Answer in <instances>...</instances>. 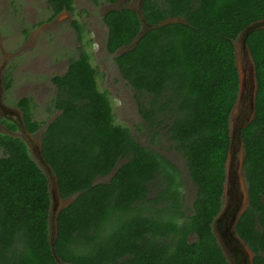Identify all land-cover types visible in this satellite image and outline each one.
Instances as JSON below:
<instances>
[{"label":"trees","instance_id":"trees-1","mask_svg":"<svg viewBox=\"0 0 264 264\" xmlns=\"http://www.w3.org/2000/svg\"><path fill=\"white\" fill-rule=\"evenodd\" d=\"M48 4L47 20L75 12L72 0ZM141 8L151 25L142 34L134 9L103 14L105 49L135 91L151 141L165 137L183 158L195 196L187 206L174 160L115 121L109 93L98 87L83 48L63 74L51 77L48 112L58 114L50 122L33 118L30 97L16 101L25 129L43 128L41 156L60 198L72 197L55 214V252L67 264H230L214 220L223 205L239 91L235 42L247 25L264 19V0H143ZM173 18L179 21L163 23ZM73 24L81 35L82 24ZM246 43L257 90L254 116L237 133L248 203L235 233L254 254L252 263L264 264V27L251 31ZM4 122L16 130L17 123ZM0 149V264H58L49 241L47 172L19 136L0 132Z\"/></svg>","mask_w":264,"mask_h":264},{"label":"rangeland","instance_id":"rangeland-1","mask_svg":"<svg viewBox=\"0 0 264 264\" xmlns=\"http://www.w3.org/2000/svg\"><path fill=\"white\" fill-rule=\"evenodd\" d=\"M138 1L118 0L117 3L111 4L107 0H73L74 13L64 12L52 22H45L49 15L46 0H0V132L22 138L28 146L30 155L47 172L51 190L52 213H57L56 211L66 205L68 201L59 197L54 188L52 173L41 161L39 150L43 128L34 133L28 132L16 101L22 97H30L35 103L33 118L38 121L50 122L58 114V111L48 112V103L55 92L50 77L62 74L67 67L69 58L76 56L83 48L89 51L91 62L97 69L98 87L109 93L115 121L127 126L132 136L141 144L158 149L162 154L174 160L182 170L187 206L191 205L195 196L196 187L187 175L183 158L169 149L170 143L165 137H161L159 142L151 141L150 133L144 127L138 110V98L135 91L121 77L113 55L105 49L107 27L102 19L103 14L113 7L133 8ZM74 21L83 25L82 36L74 27ZM241 65H245V63H241ZM245 71L248 77L247 65H245ZM6 76L10 77L9 88L5 87ZM250 92L251 83L245 89L243 104L239 109L238 107L233 108V115L230 117V133L233 138L232 151L226 164L227 179L222 209L214 221L215 234L230 264H236L232 255L234 251L232 252L225 243V240L228 239L222 237L220 223L217 220L219 218L222 221L234 220L239 211L247 206V187L241 168L244 151L237 133L249 112L247 105ZM5 118L15 120L16 130L8 129L4 122ZM106 179L107 177H103L98 180ZM239 204L241 206L237 210V214L231 218L234 208ZM189 239L193 240V236H190ZM243 246L245 253L242 256L245 259L246 251L249 250ZM249 256L251 255L249 254Z\"/></svg>","mask_w":264,"mask_h":264},{"label":"water","instance_id":"water-1","mask_svg":"<svg viewBox=\"0 0 264 264\" xmlns=\"http://www.w3.org/2000/svg\"><path fill=\"white\" fill-rule=\"evenodd\" d=\"M142 2H143V0H139L137 2L136 6H134L132 8V9H134L137 12V14L140 17L141 23H142V28L143 29L141 30L140 34H142L144 32L143 30H148V29L151 28V25H149L145 21V18H144L143 14H142V8H141ZM110 9H116V8L113 7V8H110ZM171 21H179V19L178 18L167 19L163 23H168V22H171ZM263 27H264V19L259 20V21H256V22H253V23H250L249 25H247L239 33V35H238V37L236 39V42H235L236 66H237L238 74H239V91H238L237 101H236V103H235V105H234L233 108L238 107V109H239L241 107V105L243 104V100L245 98V89L247 88L248 84L251 83L250 98H249V103L247 105V107L249 109V112H248L247 116H245V118H244V121L245 122L240 127L238 133H240L241 128L245 124H247L253 118V116H254L255 95H256V90H257V86H256V82H255L254 64H253V60H252V57L250 55V52H249V49H248L247 43H246L247 36L254 29L263 28ZM138 36H140V35H138ZM137 40H138V37H136L133 40V42L131 43V45H129V46L124 47L123 49H121L120 52L121 51H125L126 49H128V48L132 47L133 45H135L137 43ZM240 60H241V63L242 64L245 63V65H247V67L249 69V76L248 77L246 75L245 65H241ZM231 115H233L232 112H231ZM231 115H230V117H231ZM238 140H239V142H241V139H240L239 136H238ZM232 141H233V138L231 136V144L229 146L228 157H230V155H231V151H232ZM39 153H40L41 161L44 163V160L42 159V156H41V148L39 150ZM228 157H227V160H228ZM243 158H244V153H243V157H242V160H241V168H242ZM226 164H227V162H226ZM45 167H46V169H48L50 171V167L48 165L45 164ZM242 170H243V168H242ZM243 173H244V171H243ZM52 176H53V178H55V175L54 174H52ZM226 179H227V169H226ZM225 182H226V180H225ZM54 183H55V187L54 188H55V191L57 192V187H56L55 180H54ZM49 190H50V188H49ZM224 192H225V184H224ZM224 192H223V195H224ZM50 195H51V190H50ZM66 200L68 201L67 203H69L72 200V197H69ZM247 200H248V193H247ZM243 210H240L239 213H238V215L234 218L233 223H232V226L230 228V234L232 235V237H234L236 240H238L240 243H242V245H245V243L235 233V223H236L237 219L239 218V216L241 215V213L243 212ZM58 211L59 210H57L56 212H58ZM55 214L56 213H52V211H50V215H49V234H50V239H49V241H50L51 251L53 253L54 258L56 259V261L58 262V264H63V262L58 258L57 254L55 252L54 246H53L54 239H55V236H56Z\"/></svg>","mask_w":264,"mask_h":264},{"label":"flooded vegetation","instance_id":"flooded-vegetation-1","mask_svg":"<svg viewBox=\"0 0 264 264\" xmlns=\"http://www.w3.org/2000/svg\"><path fill=\"white\" fill-rule=\"evenodd\" d=\"M73 1V0H72ZM118 1V0H117ZM46 2H47V10L49 11V15H48V17L50 16V8H49V4H48V0H46ZM117 3V2H116ZM74 4V3H73ZM64 12H70V13H74V12H71V11H68V10H63V11H61L59 14H57L56 15V17H58V15H60V14H62V13H64ZM48 17H46V19H45V22H52V20H54L55 18H53L52 20H47L48 19ZM75 28H76V26H74ZM82 27H83V25H82ZM77 29V28H76ZM77 31H78V29H77ZM78 33H79V31H78ZM79 35H80V33H79ZM66 70V69H65ZM64 73V72H63ZM62 73V74H63ZM55 75H61V74H55ZM52 76H54V75H52ZM51 76V77H52ZM51 77H50V80H51ZM52 82V81H51ZM53 83V82H52ZM54 85V84H53ZM54 87H55V85H54ZM19 108V107H18ZM20 109V108H19ZM5 119H7V120H10V119H8V118H5ZM13 120V119H12ZM12 120H10V121H12ZM15 120H13L12 122H14ZM16 123V122H15ZM247 203H248V200H247ZM240 204H239V206H236L235 208H234V212L231 214V218L232 217H234L236 214H237V210L240 208ZM226 218H227V216H226ZM230 218V219H231ZM223 219V218H222ZM219 223H220V225H219V228H220V233H221V235H222V237L223 238H227L228 240H225V243L231 248V250H232V255H233V257H234V259L236 260V264H253L252 263V260H253V257H254V254L252 253V251L248 248V250L249 251H246V254H245V259L243 258V253H245V252H243L244 250H243V248H242V244L241 243H239V241L238 240H236L234 237H232V235L230 234V228H231V226H232V223H233V220L231 219V220H228V221H222L221 220V218H219L218 220H217ZM215 223V222H214ZM229 230V231H228ZM237 244H238V246H237ZM245 246H243V247H245ZM250 252V253H249ZM249 254L251 255V256H249Z\"/></svg>","mask_w":264,"mask_h":264}]
</instances>
